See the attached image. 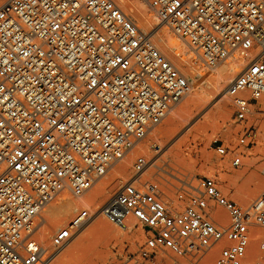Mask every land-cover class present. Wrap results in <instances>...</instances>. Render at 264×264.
Returning a JSON list of instances; mask_svg holds the SVG:
<instances>
[{
  "label": "built area",
  "instance_id": "built-area-1",
  "mask_svg": "<svg viewBox=\"0 0 264 264\" xmlns=\"http://www.w3.org/2000/svg\"><path fill=\"white\" fill-rule=\"evenodd\" d=\"M144 2L207 68L235 56L246 62L228 95L233 123L242 127L236 150L254 145L248 123L253 102L264 98V0ZM153 40L113 0H9L0 7V264H51L93 214H75L45 248L36 237L43 209L64 192L90 191L190 93L188 77ZM215 144L220 158L235 153ZM149 162L138 157L140 176L100 210L117 227L135 220L146 230L137 259L169 251L200 261L225 242L214 264H243L250 228L264 216V192L244 209L204 177L179 179L171 196L159 183H140ZM217 208L228 213L227 227Z\"/></svg>",
  "mask_w": 264,
  "mask_h": 264
},
{
  "label": "rangeland",
  "instance_id": "rangeland-1",
  "mask_svg": "<svg viewBox=\"0 0 264 264\" xmlns=\"http://www.w3.org/2000/svg\"><path fill=\"white\" fill-rule=\"evenodd\" d=\"M113 1L119 5L116 0ZM141 1L144 2V0ZM151 13L154 14L153 11H151ZM127 14L131 17L129 13ZM160 27L166 28L170 32L171 38L177 41L178 44L182 45L181 49L174 50V52L180 53V59H184L186 63L188 60V62L192 61L191 63L185 64V67L182 66V70L180 71L181 74L188 77L190 82L192 81V87L190 94L187 95L182 100V102L170 113L168 118L161 125L156 127V129L136 147L145 145L147 143L154 145V136L157 135V138L161 137L160 132L169 128L167 124L168 120H170V118H172V116L177 111H179L186 104V102H188L189 96L195 93V91L202 93L205 97L207 95L209 96V93H205L207 87L206 84H203L204 80H201L202 77H205V79L210 78L211 76L216 75L226 63H232L235 60L240 61L239 57L235 56L216 68H207L202 63L198 54L185 41L174 35L164 23H161ZM153 41L155 43V40ZM163 53L167 58L170 57L165 52ZM245 65L246 64H244V66ZM190 67L193 68L190 70ZM211 95L212 94H210V97ZM208 96L206 97L207 99ZM205 97L204 99L206 100ZM204 101L199 103L197 107L191 108L192 112L190 110L189 113H187L188 115L185 114L183 116V119H178L172 127V132L168 134V136H163L159 139V142L162 144L163 148L157 144L156 147L151 149L150 156L143 154L142 152H136V148L133 149L128 153L130 156L127 154L125 158L114 164L108 171L107 175L95 183L90 192L93 191V188L95 189V187L100 185V183L106 181V179L112 175L118 164L121 165L124 159H128L132 156L134 157L131 165L132 167L127 174L122 176L125 184L130 180H134V178L137 177H135L134 164L138 157L145 156L150 162L141 177L140 183L142 184L147 182L159 183L168 194L174 196L177 191V187L179 188L180 186L179 179L184 180L189 178L196 180L204 177L213 178L216 180L224 195H226L229 199L237 202L244 209L253 207L257 202L260 201V197L264 192V98L258 100L257 102H253L252 114L249 117L248 126H252L254 128V133L256 135L255 143L248 148H241L239 150H236V146L242 127H236L233 123L234 110L230 95L227 96V101L230 108V116L227 119L220 118L219 115L216 114V109L214 107L212 108V111L215 116L210 122L205 123L204 119H200L199 121H195L196 123L193 125L194 127L199 128L192 130L194 129L193 127L191 130H187L188 128L185 127L184 121L188 119V117L190 118L193 115H196L198 108L201 107L200 104L203 105L202 103H204ZM215 142L223 143L230 150H235V153H230L226 157L220 158L215 152ZM238 153L242 154V165L235 168L232 166V161L234 156ZM223 177L226 180L223 179ZM139 185L140 184L138 182L135 183L136 187H139ZM223 185L226 186L224 187ZM64 193H62L61 197L66 194L70 195L68 192L65 194ZM104 205L105 204H103L102 207ZM182 206H185V203H182ZM261 207H264V205ZM83 210L87 209L81 208L80 210L76 211L72 217H70L69 221L75 216V214ZM44 213V211L41 212L40 217L37 219L38 229L40 228L39 222L42 221ZM94 214H96V212ZM98 214L100 215V212L97 213V215ZM214 215L218 217L217 219L220 221L221 226L227 227L229 225V215L224 209L217 208ZM99 218L104 221L107 220L103 215ZM107 223L110 224V226L118 229L117 226L111 224L109 221ZM129 225L130 227L122 231L125 235L123 237L116 239L113 237H92L89 241L90 245L88 244L89 242L87 243L89 247L85 252L90 255L95 254L93 247L96 245L97 250L103 252V258L105 256L101 262L102 264H214L215 260L220 254L222 247L226 246V243L222 242L210 250L200 261H196L189 257L180 258L169 251H159L149 261L138 260V252L140 247L146 241L147 233L146 230L135 220H130L128 222V226ZM137 238L139 239V242ZM50 241H52V239ZM132 241H135L134 245H132ZM263 243L264 216H261V218L257 216L254 220V225L250 228V243L243 264H257L264 261V250H261V245ZM253 249H255V252H253ZM212 253L214 256L210 261H208V257ZM78 258L79 257L72 258L71 264H80ZM52 264H54V262Z\"/></svg>",
  "mask_w": 264,
  "mask_h": 264
},
{
  "label": "bare ground",
  "instance_id": "bare-ground-1",
  "mask_svg": "<svg viewBox=\"0 0 264 264\" xmlns=\"http://www.w3.org/2000/svg\"><path fill=\"white\" fill-rule=\"evenodd\" d=\"M8 1L9 0H0V7H2ZM116 2L119 4L118 6L122 8L125 13L126 12L129 13L131 17L138 23V27L142 32L144 33L152 32L154 34V40L157 48L161 52L163 51L168 56H170L168 57L169 60L177 67L179 71L182 70V66L185 67L184 66L185 64L192 62V61L188 62L189 60L187 59L188 61L186 63L184 59H180L179 52H174V50L181 49L182 45L178 44L177 41L171 38L170 32L166 28L160 27L162 22L158 19V17L155 14L151 13V9L145 2H142L141 0H116ZM244 64H246V62L242 59H240V61L235 60L232 63L228 62L224 66H222V68L219 70V72L216 75L211 76L210 78L207 79H205V77H202L201 80H204L203 84H206L207 87L205 93H209V96L207 95L208 99L206 98L207 96L205 97L203 96L202 93H198L197 91H195V93L189 96L188 102H186V104L179 111H177L172 116V118H170V120H168L167 124L169 128L160 132L161 137L157 138L156 137L157 135L154 136L153 138L154 145H152L151 143H147L145 145L136 147L135 149L136 152H142L143 154L150 156L151 149L156 147L157 144H159L162 147V144L159 142V139L162 138L163 136H168V134L172 132V127L174 126L176 121L181 118L183 119V116L185 114L188 115L187 113H189L191 108L197 107L199 103L205 100L204 97L206 98V100L204 101V103H202L203 105L200 104L201 107L198 108L197 114L193 115L190 118L188 117V119L184 121L185 127L188 128L187 130H191L194 127L193 126L194 123H196L195 121H199L200 119H204L205 123L210 122L211 119L215 116V114L212 111V108L214 107L216 109V114H218L220 118L227 119L230 116V108H229V103L227 101L228 87L233 81V79L246 66V65L244 66ZM191 68L193 67H190V70ZM210 94H212L211 97ZM197 128L199 127H194V129L192 130H196ZM133 158L134 157L132 156L128 159H124L121 165L118 164L119 166L118 165L116 166L112 175L109 176L108 179H106V181H103V183H100V185L95 187V189L93 188V191L91 192L88 191L84 194L70 193V195L66 194L62 197L61 194L57 196L43 209L45 213L42 221L39 222L40 228L36 233V237L38 238L39 243L45 248L50 247L52 242L50 240L52 239L54 234L58 230L62 229L67 225L70 217H72V215L76 211L80 210L81 208L82 209L85 208L89 210L91 214H93L92 218L80 231V233H78V235H76V237L67 246H65L64 248L58 251L55 259L53 260L54 264H71L72 258L74 257H79L78 261H80V264H100L102 260L105 258V256L103 258L104 255L103 252L98 251L96 245L93 247V249L95 250V254L90 255L85 252L90 245L89 241L91 240V238L113 237L116 239L125 236L123 234L124 232L122 231L130 227V225L128 226L127 224L125 227H118V229L114 228L107 223L108 222L107 220L104 221L100 219L99 217L102 215L101 214L97 215V213L100 212L102 205L105 204L104 202H106V200L108 201V199L112 195H114V193L122 185L125 184L122 175L127 174L129 172L130 168L132 167L131 165L134 160ZM139 176L140 175H135L136 178H138ZM224 177L223 179H225ZM136 178H134V180ZM134 180H130L128 182L132 183ZM223 186L225 187L226 185ZM95 212L96 214H94ZM137 240L139 242L138 238ZM134 244L135 241H132V245ZM255 249H253V252H255ZM213 256L214 254L212 253L208 257V261H210Z\"/></svg>",
  "mask_w": 264,
  "mask_h": 264
}]
</instances>
